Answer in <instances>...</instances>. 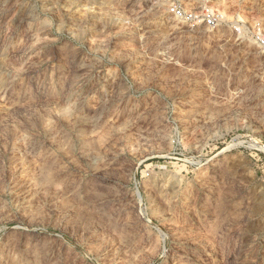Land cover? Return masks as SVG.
Here are the masks:
<instances>
[{"label":"rangeland","instance_id":"obj_1","mask_svg":"<svg viewBox=\"0 0 264 264\" xmlns=\"http://www.w3.org/2000/svg\"><path fill=\"white\" fill-rule=\"evenodd\" d=\"M208 1L0 0V264H264V0Z\"/></svg>","mask_w":264,"mask_h":264},{"label":"built area","instance_id":"obj_2","mask_svg":"<svg viewBox=\"0 0 264 264\" xmlns=\"http://www.w3.org/2000/svg\"><path fill=\"white\" fill-rule=\"evenodd\" d=\"M205 1L206 7L203 10V18L207 22L208 25L214 26L217 22V16L214 14L213 8H211L210 5H208L209 1L208 0H203ZM171 12L174 16H176L179 19H184L188 20L191 22H196L199 19V14L194 11H186L184 8L180 6H174L171 8ZM259 40L261 46L264 47V34H259Z\"/></svg>","mask_w":264,"mask_h":264},{"label":"bare ground","instance_id":"obj_3","mask_svg":"<svg viewBox=\"0 0 264 264\" xmlns=\"http://www.w3.org/2000/svg\"><path fill=\"white\" fill-rule=\"evenodd\" d=\"M220 13H221V15H223L224 16V18H228V19H230L231 18V16H229L227 13H224V11H220ZM238 16H240V17H242L241 15H238ZM238 16H236V18H234V21L236 22V23H238L239 21H240V17L239 18H237ZM206 30H208V28H206Z\"/></svg>","mask_w":264,"mask_h":264}]
</instances>
